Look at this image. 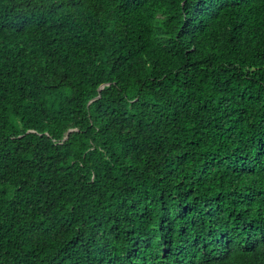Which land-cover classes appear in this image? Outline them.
<instances>
[{
  "label": "trees",
  "instance_id": "1",
  "mask_svg": "<svg viewBox=\"0 0 264 264\" xmlns=\"http://www.w3.org/2000/svg\"><path fill=\"white\" fill-rule=\"evenodd\" d=\"M0 264H264V0H0Z\"/></svg>",
  "mask_w": 264,
  "mask_h": 264
}]
</instances>
